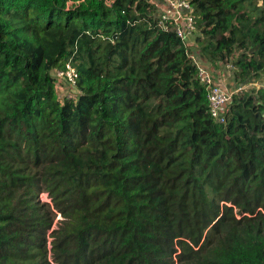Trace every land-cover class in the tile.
Returning a JSON list of instances; mask_svg holds the SVG:
<instances>
[{"label": "trees", "instance_id": "16d2710c", "mask_svg": "<svg viewBox=\"0 0 264 264\" xmlns=\"http://www.w3.org/2000/svg\"><path fill=\"white\" fill-rule=\"evenodd\" d=\"M186 1L206 57L237 84L264 73V0ZM156 17L0 0V264H264V88L216 122ZM67 62L78 95L60 99Z\"/></svg>", "mask_w": 264, "mask_h": 264}, {"label": "built area", "instance_id": "2783aa9c", "mask_svg": "<svg viewBox=\"0 0 264 264\" xmlns=\"http://www.w3.org/2000/svg\"><path fill=\"white\" fill-rule=\"evenodd\" d=\"M154 4L157 14V23L162 28H168L169 25L186 44L196 30L194 14L192 8L186 0H147ZM192 59V58H191ZM54 76L57 80H66L76 88L77 72L75 67L67 62L62 69H55ZM200 81L206 86L207 99L210 116L219 123L225 122L227 104L230 101V95L217 83H215L208 74L199 69Z\"/></svg>", "mask_w": 264, "mask_h": 264}, {"label": "rangeland", "instance_id": "374dc122", "mask_svg": "<svg viewBox=\"0 0 264 264\" xmlns=\"http://www.w3.org/2000/svg\"><path fill=\"white\" fill-rule=\"evenodd\" d=\"M200 33L199 31L194 34V37L191 38L190 40L187 41V43L185 44L187 46V51L188 54L190 56V58H192L196 65L199 67V69H202L203 71H205L208 76L214 81L212 75L203 67H201L200 62L202 60L204 61H210L213 65L211 66V70L214 73V76H216L217 80L223 84L220 85L218 84L220 87H222L229 95H230V100H231V96L233 93L235 92H240V93H244V92H249L252 93L251 91L254 89H258V88H264V73H260L259 76L255 77V78H250L248 80H246L245 82H243L242 84H237L235 81H233V67L230 61L228 62H221V61H215L213 62L211 59H209L208 57H206L200 50V46L198 43L195 42V45L193 46L192 43L193 39L195 38V36H199ZM52 75H54V71H51ZM56 79V78H55ZM215 82V81H214ZM216 83V82H215ZM55 92L56 95L58 96V98L60 99H64V98H68V97H72L75 98L78 95V91L75 87H73L68 81L66 80H55ZM42 198H46V193H41L40 195Z\"/></svg>", "mask_w": 264, "mask_h": 264}, {"label": "crops", "instance_id": "0c3cea01", "mask_svg": "<svg viewBox=\"0 0 264 264\" xmlns=\"http://www.w3.org/2000/svg\"><path fill=\"white\" fill-rule=\"evenodd\" d=\"M194 37V36H193ZM192 37V38H193ZM193 42L194 43H192V45L194 46L195 45V39H193ZM213 62H215V61H213ZM200 66L201 67H203L204 69H206L211 75H212V77H213V79H214V81L216 82V83H218V84H220V85H223V84H221L218 80H217V78H216V76H214V73H213V71L211 70V66L210 65H213L210 61H204V60H202L201 62H200ZM233 81H234V79H233ZM223 87V86H222Z\"/></svg>", "mask_w": 264, "mask_h": 264}]
</instances>
